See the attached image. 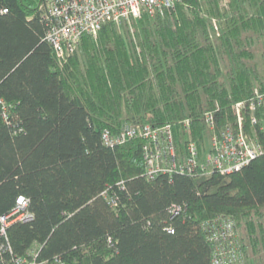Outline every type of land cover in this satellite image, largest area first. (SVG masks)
Returning <instances> with one entry per match:
<instances>
[{
  "label": "trees",
  "instance_id": "trees-1",
  "mask_svg": "<svg viewBox=\"0 0 264 264\" xmlns=\"http://www.w3.org/2000/svg\"><path fill=\"white\" fill-rule=\"evenodd\" d=\"M46 2L0 0V218L20 197L31 215L6 228L0 261L213 264L207 231L227 219L239 264H264V153L230 174L149 180L143 138L103 142L125 124L171 125L178 149L191 139L205 153L204 113L234 126L235 105L264 94V0H177L61 57Z\"/></svg>",
  "mask_w": 264,
  "mask_h": 264
},
{
  "label": "built area",
  "instance_id": "built-area-1",
  "mask_svg": "<svg viewBox=\"0 0 264 264\" xmlns=\"http://www.w3.org/2000/svg\"><path fill=\"white\" fill-rule=\"evenodd\" d=\"M176 2L177 0H47V39L61 57L74 53L81 45L84 35L97 38L102 27L109 22L120 25L124 21L138 19L145 13H172ZM0 106L7 120L8 109L1 98ZM234 110L237 116L236 125L222 128L217 127L214 111L208 110L204 113L209 140L208 149L203 154L197 143L191 139L183 142L184 151L178 149L171 125L156 128L151 125L125 124L118 134L106 130L103 133V142L106 146L113 147L124 144L129 139L143 138L145 174L149 180L161 174L174 173L191 175L218 171L230 174L239 171L264 153V94L256 92L255 99L248 105L237 103ZM246 122L249 123V129ZM183 127L186 133H191L189 121ZM27 207L28 200L20 197L11 214L0 218V237L6 234L10 223L31 220V215L26 212ZM235 229L233 221L227 219L214 221L209 225V240L216 252L213 264L241 262L239 237ZM0 264L39 263L36 259L15 257L10 261L1 260Z\"/></svg>",
  "mask_w": 264,
  "mask_h": 264
},
{
  "label": "rangeland",
  "instance_id": "rangeland-1",
  "mask_svg": "<svg viewBox=\"0 0 264 264\" xmlns=\"http://www.w3.org/2000/svg\"><path fill=\"white\" fill-rule=\"evenodd\" d=\"M260 50H261V47L259 46V47H257L256 48V51L258 52V53H260ZM260 62V61H259ZM240 231V230H239ZM240 233V232H239ZM240 235V234H239Z\"/></svg>",
  "mask_w": 264,
  "mask_h": 264
}]
</instances>
